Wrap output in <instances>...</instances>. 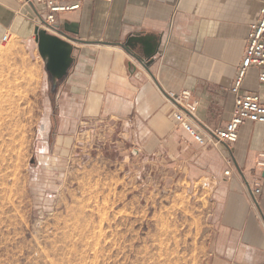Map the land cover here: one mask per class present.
I'll return each instance as SVG.
<instances>
[{
	"label": "rangeland",
	"instance_id": "rangeland-1",
	"mask_svg": "<svg viewBox=\"0 0 264 264\" xmlns=\"http://www.w3.org/2000/svg\"><path fill=\"white\" fill-rule=\"evenodd\" d=\"M1 37L0 264H206L212 195L189 159L86 113L68 76L52 90L34 35Z\"/></svg>",
	"mask_w": 264,
	"mask_h": 264
},
{
	"label": "crops",
	"instance_id": "crops-1",
	"mask_svg": "<svg viewBox=\"0 0 264 264\" xmlns=\"http://www.w3.org/2000/svg\"><path fill=\"white\" fill-rule=\"evenodd\" d=\"M260 7L261 0H96L57 15L56 23L71 24L77 39L70 42L74 62L62 94L81 99L86 113L108 108L129 126L127 118L136 117L141 123L135 131L173 142L178 155L191 162L193 180H206L212 195L206 264H264V123L239 127L227 177L224 146L203 149L178 127L163 90L191 91L199 99L196 116L202 123L225 124L233 109L230 87ZM33 16L32 5L0 0V37L9 32L31 39ZM134 34L148 35L155 47L147 69L123 46ZM257 72L249 69L241 92L259 91ZM254 183L261 188L256 201L248 190Z\"/></svg>",
	"mask_w": 264,
	"mask_h": 264
},
{
	"label": "built area",
	"instance_id": "built-area-1",
	"mask_svg": "<svg viewBox=\"0 0 264 264\" xmlns=\"http://www.w3.org/2000/svg\"><path fill=\"white\" fill-rule=\"evenodd\" d=\"M92 1L96 0H20L22 6L32 5L35 26L65 40H68L66 36L55 28L57 15L79 9L83 3ZM10 35L8 32L4 33L1 41H7ZM251 68L258 70L257 79L260 89L257 92H241L242 82ZM230 91L234 95L231 117L225 124L213 127L202 123L196 116L199 99L195 98L191 91L163 90L164 98L173 107L172 118L178 127L187 132L203 149L224 146L227 152L224 157L227 164L224 175L227 177L234 168L231 145L238 138L239 127L247 121L264 123V0H261L258 20L249 26L243 57L236 69ZM258 164L263 165L262 162ZM248 190L253 201H256V196L261 191L259 183L248 185Z\"/></svg>",
	"mask_w": 264,
	"mask_h": 264
},
{
	"label": "water",
	"instance_id": "water-1",
	"mask_svg": "<svg viewBox=\"0 0 264 264\" xmlns=\"http://www.w3.org/2000/svg\"><path fill=\"white\" fill-rule=\"evenodd\" d=\"M70 25V27H68ZM71 24L63 23L55 24V28L63 33L65 40L57 35L48 33L42 28L34 27V41L37 45V50L44 63V70L50 76L52 83L51 89L56 88L57 82L63 80L69 75V71L74 62V49L75 47L70 43L77 39L73 36L76 31L71 28ZM148 35L134 34L127 38L123 46L137 60L144 69H147L148 61L155 53V47L150 43ZM130 73L138 74V70L132 64H128ZM134 153L136 151H133Z\"/></svg>",
	"mask_w": 264,
	"mask_h": 264
}]
</instances>
